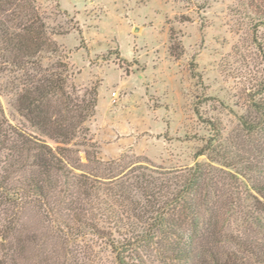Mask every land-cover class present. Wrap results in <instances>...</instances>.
<instances>
[{
	"label": "trees",
	"instance_id": "1",
	"mask_svg": "<svg viewBox=\"0 0 264 264\" xmlns=\"http://www.w3.org/2000/svg\"><path fill=\"white\" fill-rule=\"evenodd\" d=\"M59 52L33 0H0V73L11 75L13 107L57 144L51 149L0 125L9 144L0 174V264L76 262L92 251L91 238L116 264H151L150 257L160 264L264 263L263 85L239 116L249 144L244 153L226 146L214 129L196 154L207 155L204 163L160 172L139 166L127 180L104 178L100 168L88 171L79 149L68 146L83 131L95 100L69 97L67 64L50 63L61 58ZM86 160L91 162L87 153ZM29 211L43 232L33 235L30 257Z\"/></svg>",
	"mask_w": 264,
	"mask_h": 264
},
{
	"label": "rangeland",
	"instance_id": "2",
	"mask_svg": "<svg viewBox=\"0 0 264 264\" xmlns=\"http://www.w3.org/2000/svg\"><path fill=\"white\" fill-rule=\"evenodd\" d=\"M33 1L59 47L61 58L50 63L67 64L69 97L76 103L95 100L83 131L68 145L79 149L88 171L100 168L101 177L127 180L139 166L185 170L207 161L206 154H196L214 129L233 151L249 148L239 116L255 90L264 87V0ZM10 79L0 73L1 130L56 148L15 110ZM8 145L0 136V174ZM262 210L261 246L264 204ZM34 214L29 211L25 221L29 257L33 235L43 233ZM91 239L92 251L76 262L49 264H116L103 244Z\"/></svg>",
	"mask_w": 264,
	"mask_h": 264
}]
</instances>
